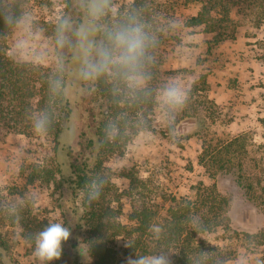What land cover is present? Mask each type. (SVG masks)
<instances>
[{"label":"rangeland","instance_id":"1","mask_svg":"<svg viewBox=\"0 0 264 264\" xmlns=\"http://www.w3.org/2000/svg\"><path fill=\"white\" fill-rule=\"evenodd\" d=\"M131 2L120 0L121 6ZM40 4L36 2L37 10ZM152 4L163 17L178 22L176 33L165 38L159 50L158 80L181 75L190 91L206 75L209 91L201 94L214 104H201L200 96L192 97L184 109H188L189 116L181 113L178 117L179 134L175 141L161 130L143 144H128L123 156L111 157L105 163V174L110 177L113 195L108 196L105 206L112 209L121 224L131 225L129 217L134 205L156 207L163 216L173 197L196 201L200 185L214 186L228 203L223 224L200 232L196 242L205 246V241H209L230 256L245 251L251 255V264H264V245L248 238V234L264 231V208L247 200L231 174L213 176V168L208 170L199 162L206 141L217 157L243 165L254 192L264 200V7L235 8V39L214 46L212 35L204 33L202 27H186V22L199 12L200 4L188 0H152ZM62 7L43 14L42 23L50 25L52 13L62 11ZM181 40L190 50L186 61H180L175 53ZM7 54L12 57L8 43ZM196 132L200 136H194ZM235 139L238 142H233ZM231 141L233 144H229ZM52 159L53 141L48 135L0 136V181L7 194L29 190L39 194V202L23 210L18 225L0 217V236L19 264H38L32 255L31 237L43 230L49 220L66 227L75 223L66 206L60 208V192L53 184L38 181L32 186L26 182L29 165L48 167ZM69 247L66 244L64 248L68 251ZM123 247L121 238H112L110 248L119 252ZM70 260L69 252L63 264ZM120 264H125L123 259Z\"/></svg>","mask_w":264,"mask_h":264},{"label":"clouds","instance_id":"2","mask_svg":"<svg viewBox=\"0 0 264 264\" xmlns=\"http://www.w3.org/2000/svg\"><path fill=\"white\" fill-rule=\"evenodd\" d=\"M61 3L50 0L37 10L36 0H0V41L9 44L12 59L21 70L40 75L45 83L43 105L26 113L33 135H48L73 95L103 91L110 110L102 129V147L143 144L161 130L175 141L189 89L185 77L158 80L156 70L163 40L176 33L178 22L157 12L152 0H132L126 6L120 0H68L67 10L52 13L50 25L42 23L40 17ZM175 53L186 61L190 50L181 40ZM74 134L75 129L66 125L61 138L71 140ZM109 180L107 174H97L84 184L81 191L88 206L100 200ZM38 202L37 192L10 195L0 181V217L18 225L23 210ZM184 223L197 232V239L205 230L198 215L190 214ZM148 233L156 247L144 253L136 250L126 264H174L173 256L178 254L161 243L166 238L165 226L152 223ZM70 237L69 227L49 220L31 237L33 257L38 264H52L61 258L63 244ZM205 242L204 247L187 254L189 264H251L248 252L230 256ZM124 246L134 248L127 240Z\"/></svg>","mask_w":264,"mask_h":264},{"label":"trees","instance_id":"3","mask_svg":"<svg viewBox=\"0 0 264 264\" xmlns=\"http://www.w3.org/2000/svg\"><path fill=\"white\" fill-rule=\"evenodd\" d=\"M200 4L196 16L186 22V27H202L204 33L212 35V44L217 46L223 42L234 40L238 23L232 13L235 8L247 5L249 7H264V0H188ZM39 3H50V0H36ZM67 10L68 0L60 4ZM62 10V11H63ZM3 24L0 23V30ZM158 78V76H157ZM209 91L207 76L200 77L189 91V99L200 96L201 104H214L201 93ZM45 83L38 74L21 70L7 54V42L0 41V136L11 133L33 135L26 118L28 110H36L43 105ZM201 94V95H200ZM110 110L108 97L100 91L92 96L75 94L59 111L56 123L48 134L53 141V159L50 166L39 163L29 165L30 173L26 177L28 185L53 184L59 190L62 199L60 208L69 210L75 220L70 226L71 237L63 245L70 244L69 249L63 247L62 256L52 264H63L71 253L69 264H120L136 250L144 253L156 247L157 242L150 239L148 227L152 223H160L166 228V238L161 243L170 245L178 255L173 256L174 264H189L187 254L204 247L196 242L197 232L184 223L190 214L198 215L205 226L204 231L211 230L223 224V213L228 207L227 201L220 196L215 187H198L196 201L173 197L169 207L162 216L156 207L145 203L134 205L129 220L131 225H123L112 215V209L105 206L108 196H112L111 181L106 185L98 202L88 206L81 189L84 184L97 174H105V163L113 156H123L128 145L110 144L101 146L102 129L106 113ZM188 109L182 115L189 116ZM66 125L75 129L71 140L62 139ZM194 136H200L194 133ZM233 142H238L235 139ZM231 141L229 144H233ZM200 164L210 170L213 176L220 173L231 174L236 184L245 192L248 201L257 207L264 208V200L257 197L253 185L248 181L242 164L236 165L230 159L217 157L203 141ZM215 155V156H214ZM48 225V224H47ZM46 225V226H47ZM45 226V227H46ZM42 229V228H41ZM201 231V232H204ZM126 240L134 248L121 251L110 248L112 238ZM248 238L256 240L258 245H264V231ZM29 240V239H28ZM264 262V259H263ZM0 264H19L14 261L9 246L0 236Z\"/></svg>","mask_w":264,"mask_h":264}]
</instances>
